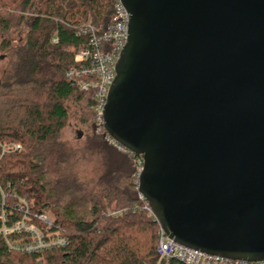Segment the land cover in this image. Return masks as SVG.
Here are the masks:
<instances>
[{
  "label": "water",
  "instance_id": "95a60500",
  "mask_svg": "<svg viewBox=\"0 0 264 264\" xmlns=\"http://www.w3.org/2000/svg\"><path fill=\"white\" fill-rule=\"evenodd\" d=\"M106 132L177 243L264 260V0H122Z\"/></svg>",
  "mask_w": 264,
  "mask_h": 264
},
{
  "label": "trees",
  "instance_id": "16d2710c",
  "mask_svg": "<svg viewBox=\"0 0 264 264\" xmlns=\"http://www.w3.org/2000/svg\"><path fill=\"white\" fill-rule=\"evenodd\" d=\"M114 12V0H0V141L23 146L1 158L0 185L25 197L32 211L49 213L70 239L40 256L11 252L0 239V263L160 262V225L139 196L131 154L122 151L105 163L111 142L104 125L97 131L92 95L67 77L88 42L79 28L91 23L103 32ZM73 118L81 127L80 149L64 138ZM86 154L104 158L92 189L73 171Z\"/></svg>",
  "mask_w": 264,
  "mask_h": 264
},
{
  "label": "built area",
  "instance_id": "2783aa9c",
  "mask_svg": "<svg viewBox=\"0 0 264 264\" xmlns=\"http://www.w3.org/2000/svg\"><path fill=\"white\" fill-rule=\"evenodd\" d=\"M114 2L115 12L103 32H100L99 28L91 23L79 28L78 34L86 35L88 42L76 53L75 60L79 64L67 70V77L73 84L92 95L91 108L94 111L98 132L104 125V110L111 85L116 77V65L129 38L130 13L122 0H114ZM52 42L58 43V37L54 36ZM106 137L119 150L131 154L134 165L133 178L139 188L145 166L143 155L133 153L108 133ZM0 150L1 168L3 155L22 151L23 146L20 143L8 144L0 141ZM139 196L146 201L145 208L148 210L149 216L153 217L160 225L158 251L161 258L159 264L162 261L170 262L172 260L184 264H264V260L247 261L227 258L177 243L169 237L140 192ZM0 239L7 250L24 255L40 256L45 251L64 248L70 244L69 237L58 226L55 227L54 220L49 213L32 211L31 203L25 197L14 191L6 192L1 185ZM0 264L23 263L14 260ZM39 264H42V259H39Z\"/></svg>",
  "mask_w": 264,
  "mask_h": 264
},
{
  "label": "rangeland",
  "instance_id": "374dc122",
  "mask_svg": "<svg viewBox=\"0 0 264 264\" xmlns=\"http://www.w3.org/2000/svg\"><path fill=\"white\" fill-rule=\"evenodd\" d=\"M2 65V60L0 61V66ZM94 122V118H93ZM79 130L81 127L75 124L74 118L71 120L70 124L66 127L64 131V138L71 142L73 147H78L79 149L82 148L81 138H79ZM119 154L120 156L123 155V152L119 150L114 143H106L105 144V163L110 156ZM81 156V154H79ZM101 156L100 160L99 157ZM96 157L95 155H87L83 158H78L77 162L75 163V169L73 171L81 177L82 180L86 183V187L92 189L97 184V181L100 179L102 172L104 171L103 164L104 158L102 155Z\"/></svg>",
  "mask_w": 264,
  "mask_h": 264
}]
</instances>
